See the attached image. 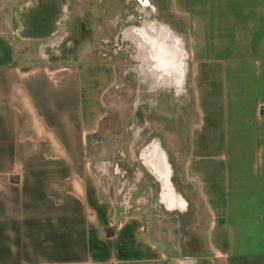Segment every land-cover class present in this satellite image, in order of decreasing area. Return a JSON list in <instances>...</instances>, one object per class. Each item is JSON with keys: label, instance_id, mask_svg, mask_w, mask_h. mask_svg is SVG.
Listing matches in <instances>:
<instances>
[{"label": "crops", "instance_id": "0c3cea01", "mask_svg": "<svg viewBox=\"0 0 264 264\" xmlns=\"http://www.w3.org/2000/svg\"><path fill=\"white\" fill-rule=\"evenodd\" d=\"M73 1L0 0V264H264V0H140L186 46L192 115L168 129L183 158L150 168L173 175L178 211L202 205L200 257L125 213L88 158L114 64L40 63Z\"/></svg>", "mask_w": 264, "mask_h": 264}, {"label": "rangeland", "instance_id": "374dc122", "mask_svg": "<svg viewBox=\"0 0 264 264\" xmlns=\"http://www.w3.org/2000/svg\"><path fill=\"white\" fill-rule=\"evenodd\" d=\"M156 16L157 12L140 0H74L59 33L46 48L42 47L40 63L48 68L85 62L114 64L116 84L106 95L107 115L100 131L89 139L88 158L94 164H103L111 173V192L114 188L120 203L123 196L128 198L131 207L127 212L144 214L156 239L165 246H176L172 254L200 257L207 253V219L202 205L195 203L185 212L178 211L170 199L176 197L173 175L169 179L166 167L159 168L165 177L161 181L147 165L152 147L156 146L173 172L176 161H182L178 152L184 150L187 138L185 133L180 138L179 131L168 129L180 121L189 123L192 115L187 70L183 80L175 77L177 83L172 86L158 87L152 77L143 73L146 64L138 46L125 36L133 26L140 29L152 23L165 25L157 22ZM168 35L165 31L161 38L165 41ZM182 44L183 51L176 57H186L188 67L186 46L183 41ZM165 179L171 181L169 194L163 187Z\"/></svg>", "mask_w": 264, "mask_h": 264}, {"label": "bare ground", "instance_id": "6f19581e", "mask_svg": "<svg viewBox=\"0 0 264 264\" xmlns=\"http://www.w3.org/2000/svg\"><path fill=\"white\" fill-rule=\"evenodd\" d=\"M165 31L169 35L164 41L163 38H161V34ZM130 35L134 39L135 44L138 46L141 56L143 57V60L146 64L145 68H142L145 69L143 73L152 77L154 82H157L156 84L158 87H163L164 85L172 86V83L176 82L174 79L175 75H172V70L173 67L178 65V61L179 65L177 67L180 66V69L177 71V78L182 77L183 80V76L187 70V63L185 61L186 57L180 58L179 60L176 57L178 56V52L180 53L183 51V44L182 41H180L167 26L152 23L151 25L144 26L140 29H132V33L129 32V36ZM129 36H127V38ZM156 161L157 164L166 165L160 150L158 147L154 146L152 147V150L148 156L147 165L152 167V164L156 165ZM156 173L159 175V179L162 181L161 173L158 171H156ZM167 188L170 189L168 182H166V189Z\"/></svg>", "mask_w": 264, "mask_h": 264}, {"label": "built area", "instance_id": "2783aa9c", "mask_svg": "<svg viewBox=\"0 0 264 264\" xmlns=\"http://www.w3.org/2000/svg\"><path fill=\"white\" fill-rule=\"evenodd\" d=\"M122 199H123V200H122V202H121L120 204H121V206L124 208V212L126 213L127 210H128L131 206L129 205V201H128V198H127L126 196H123Z\"/></svg>", "mask_w": 264, "mask_h": 264}, {"label": "flooded vegetation", "instance_id": "af4514ba", "mask_svg": "<svg viewBox=\"0 0 264 264\" xmlns=\"http://www.w3.org/2000/svg\"><path fill=\"white\" fill-rule=\"evenodd\" d=\"M134 28H136V27H131V28H129L126 32H125V36H126V38H127V36H129V32L130 33H132V29H134ZM130 37V38H129ZM128 37V39H130V40H132L133 42H135L134 41V39L131 37V35ZM140 55H141V52H140ZM141 59H142V61L144 62V60H143V57L141 56ZM145 68V67H144ZM144 71H145V69H144ZM147 72V71H146ZM149 166V165H148Z\"/></svg>", "mask_w": 264, "mask_h": 264}]
</instances>
